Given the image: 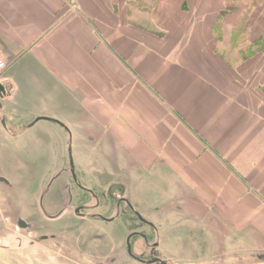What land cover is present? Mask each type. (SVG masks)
Returning a JSON list of instances; mask_svg holds the SVG:
<instances>
[{
	"label": "crops",
	"instance_id": "crops-1",
	"mask_svg": "<svg viewBox=\"0 0 264 264\" xmlns=\"http://www.w3.org/2000/svg\"><path fill=\"white\" fill-rule=\"evenodd\" d=\"M0 55L8 128L48 117L85 184L264 254V0H0Z\"/></svg>",
	"mask_w": 264,
	"mask_h": 264
},
{
	"label": "flooded vegetation",
	"instance_id": "flooded-vegetation-1",
	"mask_svg": "<svg viewBox=\"0 0 264 264\" xmlns=\"http://www.w3.org/2000/svg\"><path fill=\"white\" fill-rule=\"evenodd\" d=\"M1 82L6 86L8 94L10 84ZM1 101L2 98L0 111L3 107ZM0 115L2 128L14 132V129H11L13 126L8 128L6 124L5 113L0 112ZM33 124L32 122L29 125ZM49 146L50 144L44 146L48 156L54 154L48 151ZM52 146L57 147L58 152L61 148L64 154L71 148L74 156L72 143L64 148L61 141ZM45 154L42 149L26 153L19 162V168L14 170L15 174L5 167L6 164L9 166V163L0 160V264H13L14 261L19 264H48V259L38 252L42 250L44 253V250L39 248L47 246L57 251L61 245L63 249H59L58 255L63 253L60 256L70 261H74L77 256L82 259L94 255L90 258L91 264H227L229 261L238 264H264V259L259 256L261 254L226 257L225 253L210 256L203 252L186 250L180 254H168L162 245L161 227L153 217L143 213L138 206L125 198L122 187L117 185L107 188L101 184L89 186L80 176L77 194L69 184L61 183L62 186L55 189V180L69 170L67 166L71 165L73 168L74 164L72 160L71 163L65 161L64 167L58 169L46 181L51 169L49 167L44 171ZM75 170L78 173L76 165ZM24 196L26 200L23 199ZM110 209L113 210L111 213ZM120 213L125 221L126 215L130 216L125 225L128 235L118 252L111 254L106 251H92L89 246L91 240L102 236L90 235L92 229L89 230L87 238L76 240L75 234L79 224H88V228L92 225L90 220L112 221ZM203 251L206 253V250ZM85 262L89 263L88 260Z\"/></svg>",
	"mask_w": 264,
	"mask_h": 264
},
{
	"label": "rangeland",
	"instance_id": "rangeland-1",
	"mask_svg": "<svg viewBox=\"0 0 264 264\" xmlns=\"http://www.w3.org/2000/svg\"><path fill=\"white\" fill-rule=\"evenodd\" d=\"M19 107H22L23 110H21L20 115L22 117H25L27 114V106H22L20 104H12ZM25 126H21V124H16L13 126L14 132H18L20 134V137L17 139H8L5 138L3 134V128L0 127V160L3 161V163H9L6 164V168L9 172H13L15 174V169L19 168V162L21 161V158H24V155L26 153H33L40 151L42 149V152L44 154L46 153V149L44 146L47 144H50L48 151L50 153H54L53 155L48 156V154H45L43 158L44 164V171L50 167V172L46 177V181L50 178L52 174H55L58 169L64 167L66 162L72 160L73 161V168L71 165L67 166L69 170H66L63 175L60 178H57L53 184L55 189L59 186V188L63 184H69L70 188L74 190V192L77 194V185L79 184V177L82 176L83 180H86L89 182V180L92 178V175L85 171H78V173L75 170V165L77 166L75 154L73 156V150L69 148V152L66 151L64 154L63 150L60 148V152L56 150L57 147H53L52 145H55L57 142H60L63 144V148L65 145H70L71 143L74 144V141L72 139V136L69 133L68 129H61V132L58 129L54 128H46L41 125H32L30 126L28 123L26 124L23 122ZM2 122H1V125ZM29 126V127H28ZM65 132V133H64ZM45 143V144H44ZM52 144V145H51ZM32 149L29 150L28 149ZM55 149L52 151V149ZM26 150V151H25ZM7 157H6V156ZM6 157V158H5ZM65 157V159H64ZM5 159V160H4ZM63 159V160H62ZM66 161V162H65ZM71 163V161H70ZM79 170V167H77ZM43 171V172H44ZM98 179L100 177L102 179L105 178V176L101 173H98ZM86 176V177H85ZM24 200H26L25 196L23 197ZM105 210V209H104ZM140 210L143 213H146L147 215L154 218L156 223L161 227L162 229V245L167 251L168 254H180L184 250L187 252L189 251H196V253H200L201 250L212 251L215 250L219 245L222 252L223 251V244L220 241H213L212 237L208 235V233L204 234L202 237L201 229L202 226H197L196 224H184L181 220L183 218L178 219V217L171 218L170 217V211L171 209L168 207H155L153 205L150 206H144V208H140ZM113 210L110 209L109 213H111ZM180 212L181 210H177ZM130 215H126V221L123 218V214L120 213L114 220L112 221H106L104 219H98L97 221L90 220L92 222V225L88 224H79L76 231V240H84L88 236V232L90 229V235H102L100 237L103 238H97L91 240L92 242L89 244L92 251L101 252L106 251L107 253H116L117 250L121 248L122 244L125 242L128 230L125 226L127 223V220L129 219ZM88 221V220H87ZM179 222V223H178ZM97 225V227H95ZM87 228V230H86ZM200 229V230H198ZM66 235V234H64ZM95 238V237H93ZM190 238V239H188ZM208 238V239H207ZM197 239V240H196ZM204 239H207V242H204ZM88 241V240H87ZM202 246V248H201ZM44 253L41 252L42 250H38L40 254H43L46 259H48V264H68L72 263H79V264H91L90 258H93L94 255L86 256V258H80L81 256H77L74 261H70L69 259L58 255L59 249H63V245H61L57 251L52 250L51 248L47 246H41ZM33 253L36 255V252L33 251ZM226 253V252H225ZM89 258V259H88ZM37 260V258H36ZM85 260H88V262H85ZM13 264H19L18 262L14 261ZM31 264V263H30Z\"/></svg>",
	"mask_w": 264,
	"mask_h": 264
},
{
	"label": "water",
	"instance_id": "water-1",
	"mask_svg": "<svg viewBox=\"0 0 264 264\" xmlns=\"http://www.w3.org/2000/svg\"><path fill=\"white\" fill-rule=\"evenodd\" d=\"M6 93H7V88H6V86L4 85V83L0 81V99L3 98V97L6 95ZM40 119H50V118L45 117V116L38 117V118H36V120H35L33 123L37 122V121L40 120ZM259 256H260L262 259H264V254H261V255H259ZM158 261H159V260H158ZM162 263H164V262H162Z\"/></svg>",
	"mask_w": 264,
	"mask_h": 264
},
{
	"label": "built area",
	"instance_id": "built-area-1",
	"mask_svg": "<svg viewBox=\"0 0 264 264\" xmlns=\"http://www.w3.org/2000/svg\"><path fill=\"white\" fill-rule=\"evenodd\" d=\"M6 61L5 59L0 55V72L3 71L6 68Z\"/></svg>",
	"mask_w": 264,
	"mask_h": 264
}]
</instances>
